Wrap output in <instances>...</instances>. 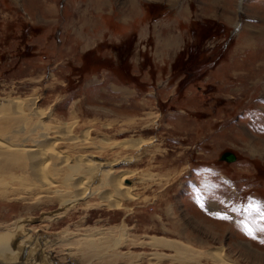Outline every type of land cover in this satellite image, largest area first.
<instances>
[{"label": "rangeland", "instance_id": "obj_1", "mask_svg": "<svg viewBox=\"0 0 264 264\" xmlns=\"http://www.w3.org/2000/svg\"><path fill=\"white\" fill-rule=\"evenodd\" d=\"M3 119L24 166L0 173V228L38 256L0 264H78L46 256L65 236L92 264H264V221L243 211L264 203V0H0ZM104 170L129 198L75 200Z\"/></svg>", "mask_w": 264, "mask_h": 264}, {"label": "bare ground", "instance_id": "obj_2", "mask_svg": "<svg viewBox=\"0 0 264 264\" xmlns=\"http://www.w3.org/2000/svg\"><path fill=\"white\" fill-rule=\"evenodd\" d=\"M3 116V115H2ZM5 118V117H4ZM10 119V118H9ZM9 119H6V120H4V121H0V135H2V134H4V135H6V133L8 132V130L6 129V126H1V124H3V125H5V123H7L8 121L7 120H9ZM8 135V134H7ZM6 135V136H7ZM46 136V135H45ZM34 142H36V141H34ZM34 142H32V144L34 143ZM12 143V142H11ZM40 144V143H39ZM11 145V146H10ZM10 145H6V146H4V147H2L3 145H0V173H3V172H6V168H15V169H19V168H22L23 166H24V164L22 163V162H20V158H22V157H20L19 158V156H21L22 154H17V153H19V151L18 150H11L12 148H10V147H13L12 146V144H10ZM35 146H38L37 145V143H34V145L32 146V147H34L35 148ZM143 146V145H142ZM10 148V149H9ZM33 148V149H34ZM32 149V150H33ZM24 153V152H23ZM25 153H26V155H27V158H28V160L30 161V164H31V169H34L35 167H36V165H34V164H32V163H34V161H36L34 158H36L35 156H33V157H31V155L29 154L30 152L29 151H25ZM235 157V156H234ZM235 159H236V157L234 158V160L233 161H235ZM61 162H60V166L59 167H61L62 165H64L65 164V159L63 160V158H62V160L61 159H59ZM67 160V159H66ZM225 162H227V161H225ZM232 162V161H231ZM21 163L23 164V166H21ZM57 165H59V164H57ZM79 165H81V164H79ZM98 167V166H97ZM65 168V167H64ZM79 169V168H78ZM12 169H10V171H11ZM63 170V169H62ZM71 172H77L76 170L77 169H75L74 167H69V169L67 170V171H64V172H62V173H64V176L66 177V179L69 177L68 175L69 174H71L70 173V171ZM98 169H96V171H97ZM9 171V170H8ZM98 172V171H97ZM113 171H109V170H104V171H100V179H101V181H100V187L99 188H95V189H92V191L90 192V193H88V188H79V192L77 193V195H76V198H75V200H80V199H82V198H84V197H86L87 196V194H88V196L90 195V196H95V197H98L99 198V200H101V202H107V201H111L112 199H116V198H120V199H122V198H129V188H121V186L120 185H118L119 183H117V184H115L116 183V180H115V178H113V173H112ZM59 173V172H58ZM11 175V174H10ZM57 175V174H56ZM74 175V174H73ZM1 176V175H0ZM12 176V175H11ZM10 176V177H11ZM7 177V176H6ZM8 177H9V174H8ZM3 179L5 178L4 177V175H3V177H2ZM122 181H125L124 183L125 184H127V185H129V181H127V180H125V177H121V179L119 180V182H122ZM81 185V184H80ZM82 186V185H81ZM105 187H108L107 189H109L110 190V192L109 193H106L104 190H105ZM46 189H49V188H46ZM78 189V188H77ZM103 193V194H102ZM73 195V194H72ZM122 197V198H121ZM112 198V199H111ZM74 200V201H75ZM118 201V200H117ZM116 202V201H115ZM72 203V201H69V202H66V201H61V206H65V208L66 207H68L70 204ZM117 204H118V202H117ZM113 205V204H112ZM111 205V206H112ZM52 220V219H51ZM54 221H55V219H54ZM26 222V221H25ZM50 223V222H49ZM15 224V223H14ZM13 225V224H12ZM12 225L10 226V228H12ZM14 227H16V228H18V227H25V226H22V225H20L18 222H17V224L14 226ZM29 228V227H28ZM37 228V227H36ZM33 229V228H32ZM13 231V230H12ZM26 232H27V230H25ZM25 232V233H26ZM36 231H34L33 232V230H32V233H35ZM25 233L24 234H19L17 231H14V232H9V229H5L4 230V228H0V250L1 251H3V252H1V255L3 254V256H4V258H5V256L7 255V258L9 257V258H11V257H14V258H17V257H19L20 255H25L26 254V252L28 253L29 252V258L32 260L33 258H34V260L33 261H35V259H36V257L38 256V254L36 253H34V250H27L25 253H23V251H25V247L28 245L27 243H30V242H26L27 240H28V238H30L29 236H28V234H27V236L25 237ZM30 233V232H29ZM37 233V232H36ZM35 233V234H36ZM30 235V234H29ZM40 235V234H39ZM96 235V234H95ZM102 235V234H101ZM104 235H106V234H104ZM23 236H24V238H25V240L24 241H22V242H20V244L18 243V240H19V238L20 237H22L23 238ZM82 236V235H81ZM100 236V235H99ZM66 238H63V235H62V240H60L59 239V241L57 240V242L55 241V244L54 245H49L50 247H48L49 249H48V253L46 254V256H47V258L48 257H50V256H52L51 255V253H57V250H58V253H60L61 254V256L62 255H67V257L69 256V257H72V258H74V259H77V262H78V264H92L91 263V261L93 260L92 259V257L90 256L91 254L90 253H83V251L80 253V251H81V249L82 250H85V249H87V246L86 245H88V244H86V243H88L87 242V240H88V238H83V239H81V240H77V241H72V239L71 238H68V236H65ZM71 237V236H70ZM90 237V236H89ZM92 237H94V236H92ZM99 239L100 238H98V240L96 239V241H97V244H96V247L95 248H98L97 249V251H98V256H99V258H101V257H104V256H102V254H104V253H102L103 251L106 253V255L109 253V248L104 244V243H102V242H100L99 241ZM108 239V238H107ZM53 240V239H52ZM104 239H102V241H103ZM109 240H110V238H109ZM91 241V240H90ZM89 241V242H90ZM111 241H112V239H111ZM110 241V242H111ZM33 242V241H32ZM109 242V241H108ZM95 243V242H94ZM93 243V244H94ZM113 243H114V241H113ZM92 245V244H91ZM111 245V244H110ZM116 245H118L117 243H116ZM115 245V246H116ZM63 247H65V249H63L62 250V248ZM73 247H74V249H78V254L77 255H75V254H70V252H66L69 248V250H71V249H73ZM113 247V246H112ZM176 247V246H175ZM35 248V247H34ZM33 248V249H34ZM79 248H81L80 250H79ZM108 248V249H107ZM116 248H117V246H116ZM90 250H92V248L90 249ZM103 250V251H102ZM89 251V250H88ZM94 251V250H93ZM112 251H114V250H112ZM100 252H101V254H100ZM31 253V254H30ZM96 255V253H92V255ZM207 254V257H208V259H209V261L211 260V261H213V262H217L218 264H226L227 262H223L221 259V256H220V253L219 252H217V251H214L213 253H206ZM33 255V256H32ZM178 255H179V253H178ZM177 255V257H179ZM181 255V254H180ZM184 255V254H183ZM32 256V257H31ZM36 256V257H35ZM78 256V258H76ZM196 256V255H195ZM201 256V255H200ZM203 256H204V254H203ZM95 257V256H94ZM182 257V256H181ZM198 256H196V257H194V258H192L191 259V263H196V259L195 258H197ZM202 257V256H201ZM6 258V259H7ZM180 258V257H179ZM200 258V257H199ZM102 259V258H101ZM177 259V258H176ZM201 259V258H200ZM39 260V259H38ZM179 260V259H178ZM183 260H185V259H183ZM207 260V259H206ZM75 261V260H74ZM105 262H106V260H105ZM186 262H188V261H186ZM101 263V262H100ZM99 263V264H100ZM198 263V262H197ZM107 264V263H106ZM199 264V263H198ZM201 264V263H200Z\"/></svg>", "mask_w": 264, "mask_h": 264}, {"label": "snow or ice", "instance_id": "obj_3", "mask_svg": "<svg viewBox=\"0 0 264 264\" xmlns=\"http://www.w3.org/2000/svg\"><path fill=\"white\" fill-rule=\"evenodd\" d=\"M197 202L200 204V206L203 208L204 203H203V198L199 194H197ZM235 210V209H234ZM243 211H254L260 218L261 221H264V203H257L256 206L254 207L252 203H249L248 207L243 209ZM219 218L221 219H229L227 215L220 216ZM259 232L264 233V226L259 228ZM245 233L248 235L250 238H255V234L251 228H245Z\"/></svg>", "mask_w": 264, "mask_h": 264}, {"label": "crops", "instance_id": "obj_4", "mask_svg": "<svg viewBox=\"0 0 264 264\" xmlns=\"http://www.w3.org/2000/svg\"><path fill=\"white\" fill-rule=\"evenodd\" d=\"M64 13H65V9L63 8V14H62L63 16H64ZM89 14L90 13H88V17L84 22V27L80 28V30L81 31L84 30L86 32V35H87V38H86L87 44L85 45L86 48H90V47L94 46L96 43V40L98 38L96 35V32L98 31L97 23L95 22L94 16L91 18V16ZM79 39H81V37ZM80 42H82V41H80Z\"/></svg>", "mask_w": 264, "mask_h": 264}, {"label": "water", "instance_id": "obj_5", "mask_svg": "<svg viewBox=\"0 0 264 264\" xmlns=\"http://www.w3.org/2000/svg\"><path fill=\"white\" fill-rule=\"evenodd\" d=\"M234 155L230 151H224L219 155V160L231 162L234 160Z\"/></svg>", "mask_w": 264, "mask_h": 264}]
</instances>
